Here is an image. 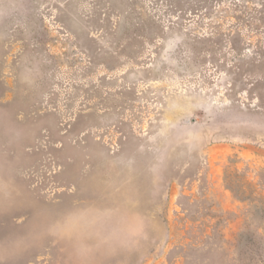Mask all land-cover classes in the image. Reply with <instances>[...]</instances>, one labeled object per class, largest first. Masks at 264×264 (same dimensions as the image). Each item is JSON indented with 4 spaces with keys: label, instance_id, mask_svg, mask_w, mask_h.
Masks as SVG:
<instances>
[{
    "label": "rangeland",
    "instance_id": "rangeland-1",
    "mask_svg": "<svg viewBox=\"0 0 264 264\" xmlns=\"http://www.w3.org/2000/svg\"><path fill=\"white\" fill-rule=\"evenodd\" d=\"M0 264H264V0H0Z\"/></svg>",
    "mask_w": 264,
    "mask_h": 264
}]
</instances>
